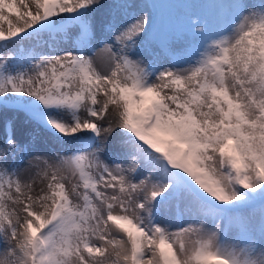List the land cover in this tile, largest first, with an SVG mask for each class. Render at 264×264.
Masks as SVG:
<instances>
[{
    "label": "snow or ice",
    "instance_id": "1",
    "mask_svg": "<svg viewBox=\"0 0 264 264\" xmlns=\"http://www.w3.org/2000/svg\"><path fill=\"white\" fill-rule=\"evenodd\" d=\"M158 7L0 0V264H264V2Z\"/></svg>",
    "mask_w": 264,
    "mask_h": 264
},
{
    "label": "rangeland",
    "instance_id": "2",
    "mask_svg": "<svg viewBox=\"0 0 264 264\" xmlns=\"http://www.w3.org/2000/svg\"><path fill=\"white\" fill-rule=\"evenodd\" d=\"M125 2V0H107L104 2L106 5H111L114 3H120ZM129 3H143L144 0H127ZM194 8L197 11H208L209 5L212 3V0H191ZM249 3H259L260 0H248ZM261 2H264V0H261ZM157 3L159 5L157 12L160 13L166 20H171L174 18L176 9L172 7V5H180L182 6L183 0H157ZM107 11V9H101L99 14L97 15V19L100 20L101 17L104 15V13ZM3 24L0 22V28H3L5 31L8 28V22L2 21ZM179 47V45H177ZM15 45H9L8 51L14 50ZM155 50H159V48H156ZM5 119H12L17 124H19L23 117L17 116L15 113H10L9 116ZM5 119H0V140H2L4 127H5ZM31 129L35 131V136L38 134L40 135V140L35 139V147L40 149L41 151L50 152L52 150H58L63 149L67 147L63 142L57 141L54 138H51L48 136L47 133H45L43 130L38 133V130L35 128V126H31ZM37 133V134H36Z\"/></svg>",
    "mask_w": 264,
    "mask_h": 264
},
{
    "label": "bare ground",
    "instance_id": "3",
    "mask_svg": "<svg viewBox=\"0 0 264 264\" xmlns=\"http://www.w3.org/2000/svg\"><path fill=\"white\" fill-rule=\"evenodd\" d=\"M105 1H107V0H102V2L104 3ZM26 2H30V0H26ZM19 7H21V10L22 11H24V9H23V6L22 5H18ZM33 7H34V5H33ZM5 15H7L8 17H9V19L13 22V23H15L16 22V20H17V17L14 15V14H9L7 11L5 12ZM2 24H3V22L2 21H0ZM8 22V21H7ZM38 130V133H40V131H42L41 129H37ZM37 134V133H36ZM40 135H36V139L37 140H40V137H39Z\"/></svg>",
    "mask_w": 264,
    "mask_h": 264
}]
</instances>
